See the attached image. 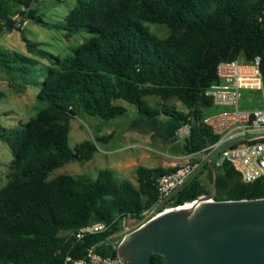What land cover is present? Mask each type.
<instances>
[{
  "label": "trees",
  "instance_id": "1",
  "mask_svg": "<svg viewBox=\"0 0 264 264\" xmlns=\"http://www.w3.org/2000/svg\"><path fill=\"white\" fill-rule=\"evenodd\" d=\"M34 2L0 0L5 30H20L32 20L59 27L67 37L81 30L90 36L63 59L23 38L28 52L51 65L36 95L46 105L26 122L0 126V140L12 155L11 171L0 187V264H63L67 254L82 257L105 234L78 240V228L113 221L111 230H116L127 216L141 219L156 201L158 177L173 169L140 165L136 185L108 168L98 170L94 179L68 174L49 178L69 161H88L97 145L113 137L114 131L70 147L69 121L79 113L115 119L126 115L125 101L135 107L132 125H161L170 140L189 124L182 150L191 152L215 140L203 118L213 109L205 91L219 82L220 61L260 56L264 94V0H76L62 24L44 21ZM147 23L164 26L168 34L157 36ZM148 96L159 100L151 104ZM215 170V200L264 198V178L244 183L228 163ZM211 182L205 166L167 204L192 201L206 194ZM161 259L151 256L153 264Z\"/></svg>",
  "mask_w": 264,
  "mask_h": 264
},
{
  "label": "rangeland",
  "instance_id": "2",
  "mask_svg": "<svg viewBox=\"0 0 264 264\" xmlns=\"http://www.w3.org/2000/svg\"><path fill=\"white\" fill-rule=\"evenodd\" d=\"M76 0H35L32 4L42 19L50 24H62L64 15L75 5ZM17 20V16H13ZM149 29L159 37L168 34L167 29L159 24L147 23ZM0 22V126L14 127L19 122H26L35 116L46 103L37 99L39 82L44 78L46 68L51 65L47 59L39 58L28 52L23 38L35 43L38 48L63 59L89 34L78 31L67 37L59 27H43L32 20H26L20 30H4ZM28 57L29 59H25ZM53 61V60H51ZM241 106L248 108L261 105L262 92L252 89L242 90ZM146 100L154 104L159 99L148 96ZM126 115L111 120L79 113L70 119L68 144H76L95 135L107 134L114 131L113 137L107 144L97 145L91 159L88 161H69L52 170L49 178L59 174L94 179L100 169L113 170L118 179H127L134 185L136 182V168L140 165L152 167H172L183 162L182 145L184 139L176 135L174 140L168 138L167 132L161 125L149 127L144 123L132 125L135 107L125 101ZM178 110L187 109L177 100H171ZM220 108L209 110L217 112ZM12 155L6 143L0 140V187L3 186L11 171ZM202 182L207 185L205 176ZM153 212L152 214H154ZM128 227H135L134 218L125 221Z\"/></svg>",
  "mask_w": 264,
  "mask_h": 264
},
{
  "label": "built area",
  "instance_id": "3",
  "mask_svg": "<svg viewBox=\"0 0 264 264\" xmlns=\"http://www.w3.org/2000/svg\"><path fill=\"white\" fill-rule=\"evenodd\" d=\"M2 28L5 30L4 26ZM260 63V56H255L250 61L239 57L217 64L219 82L212 84L205 93L211 98L213 109L220 110L209 112L203 118L204 125L210 129L215 140L198 150L186 152L182 163L172 166V170L158 177L156 201L141 219H135L133 229L165 209L172 194L205 166L211 165L215 168L228 163L244 183L264 178V94ZM243 89L261 91V105L242 107ZM189 133L190 125L185 124L177 129L175 135L184 139ZM203 195L205 194L199 196ZM153 212L155 213L152 214ZM128 218L131 217H125L122 227L116 230H111L113 221H96L78 228L74 232L78 240L87 235H105L89 245L82 257L75 258L67 254L63 264H130L125 260L120 262L117 255L121 240L133 230L125 224ZM100 248L115 254H102L98 251Z\"/></svg>",
  "mask_w": 264,
  "mask_h": 264
},
{
  "label": "water",
  "instance_id": "4",
  "mask_svg": "<svg viewBox=\"0 0 264 264\" xmlns=\"http://www.w3.org/2000/svg\"><path fill=\"white\" fill-rule=\"evenodd\" d=\"M203 196L157 212L120 242V262L153 264H264V198L213 200L216 170ZM190 207H183L191 203Z\"/></svg>",
  "mask_w": 264,
  "mask_h": 264
},
{
  "label": "bare ground",
  "instance_id": "5",
  "mask_svg": "<svg viewBox=\"0 0 264 264\" xmlns=\"http://www.w3.org/2000/svg\"><path fill=\"white\" fill-rule=\"evenodd\" d=\"M191 205H193V202H191V203H185L183 207H190Z\"/></svg>",
  "mask_w": 264,
  "mask_h": 264
},
{
  "label": "crops",
  "instance_id": "6",
  "mask_svg": "<svg viewBox=\"0 0 264 264\" xmlns=\"http://www.w3.org/2000/svg\"><path fill=\"white\" fill-rule=\"evenodd\" d=\"M25 23V22H24Z\"/></svg>",
  "mask_w": 264,
  "mask_h": 264
}]
</instances>
